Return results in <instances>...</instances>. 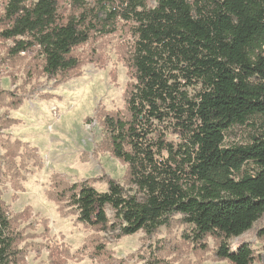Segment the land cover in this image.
Segmentation results:
<instances>
[{"label":"trees","instance_id":"trees-1","mask_svg":"<svg viewBox=\"0 0 264 264\" xmlns=\"http://www.w3.org/2000/svg\"><path fill=\"white\" fill-rule=\"evenodd\" d=\"M62 1L8 0L0 37L13 41L9 53L35 48L47 75L69 73L80 65L77 47L127 27L135 81L125 112L101 122L104 149L127 165L126 184H67L54 201L117 237L152 234L181 214L188 239L205 249L212 236L219 260L254 264L251 244L234 249L231 240L264 215V134L246 144L225 140L233 126L264 117V0H69V13ZM20 145L8 144L5 156L12 160ZM28 151L41 165L38 149ZM13 244L0 195V264L11 263Z\"/></svg>","mask_w":264,"mask_h":264},{"label":"rangeland","instance_id":"rangeland-1","mask_svg":"<svg viewBox=\"0 0 264 264\" xmlns=\"http://www.w3.org/2000/svg\"><path fill=\"white\" fill-rule=\"evenodd\" d=\"M7 2L0 0V30ZM62 8L70 12L69 0ZM133 42L127 27L94 35L74 50L80 61L75 71L47 75L37 49L13 56V41L0 37V195L14 238L10 264H230L216 256L218 239L206 237L204 249L186 237L190 225L181 214L152 234L117 237V231L79 222L66 201H54L67 184L90 181L99 191L107 190L109 178L126 184L127 165L104 149L108 137L101 122L106 114L125 112L135 81ZM260 134L264 117L257 116L230 128L225 145L246 144ZM167 137L179 141L175 134ZM16 140L18 155L10 160L6 148ZM31 148L38 149L41 165ZM108 214L113 219L110 208ZM243 242L254 249V264H264V215L231 240L234 249Z\"/></svg>","mask_w":264,"mask_h":264}]
</instances>
